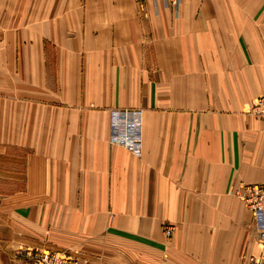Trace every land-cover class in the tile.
<instances>
[{"label": "crops", "instance_id": "1", "mask_svg": "<svg viewBox=\"0 0 264 264\" xmlns=\"http://www.w3.org/2000/svg\"><path fill=\"white\" fill-rule=\"evenodd\" d=\"M166 4L0 0V154L20 174L15 159L0 195L4 264L17 244L84 264L258 253L232 191L264 183V128L247 111L264 90V0ZM120 109L142 110L139 155L108 141Z\"/></svg>", "mask_w": 264, "mask_h": 264}, {"label": "built area", "instance_id": "2", "mask_svg": "<svg viewBox=\"0 0 264 264\" xmlns=\"http://www.w3.org/2000/svg\"><path fill=\"white\" fill-rule=\"evenodd\" d=\"M168 5L176 7L179 0H164ZM248 113L258 117L264 128V90L259 93L250 103ZM109 142L120 145L133 155L140 154L141 143V115L136 111L111 110L109 112ZM233 194L241 200L243 205L250 211L255 224V242L258 247L257 254L248 253L242 256L240 264H264V225L258 224L264 219V183L240 184ZM172 227L163 225L162 232L170 236ZM63 254V255H60ZM37 264H78L80 261L74 255L59 253L47 248H41L36 256Z\"/></svg>", "mask_w": 264, "mask_h": 264}, {"label": "rangeland", "instance_id": "3", "mask_svg": "<svg viewBox=\"0 0 264 264\" xmlns=\"http://www.w3.org/2000/svg\"><path fill=\"white\" fill-rule=\"evenodd\" d=\"M164 1V0H162ZM180 1V0H179ZM170 10H176V7H172L168 4H166ZM120 110H124V109H120ZM128 110V109H126ZM129 111H136V113H140L142 110L141 109H135V110H129ZM109 141V139H108ZM120 146V145H119ZM122 147V146H120ZM16 158H14V156H10V155H2L0 154V195L4 194L5 192L7 194H9L10 191H12L15 186L14 183H10V181H12L13 177H14V160ZM17 165V174L16 177L17 179L20 177L19 174V158L17 157L16 159ZM7 176V177H6ZM11 177V178H10ZM4 220L2 216H0V223H2L1 221ZM4 233L0 232L1 236ZM3 238V237H1ZM4 245L5 243L3 242V239L0 241V247L2 249H4ZM41 248H47L50 249L48 247H40V246H32V245H24V244H17V245H11L8 246V249L10 251V257L12 260H14V262L16 261L17 264H37V260H36V256H37V252L39 249ZM52 250V249H50ZM5 251V249H4ZM52 251H59V250H52ZM62 250L59 251V253H61ZM63 253H67L69 255H74L75 257H77L80 261H78V264H84V257L83 255H81L78 251H71V252H67V251H62ZM63 255V254H60ZM3 257V256H2ZM0 264H4V259L1 260L0 259ZM65 264V263H64Z\"/></svg>", "mask_w": 264, "mask_h": 264}]
</instances>
